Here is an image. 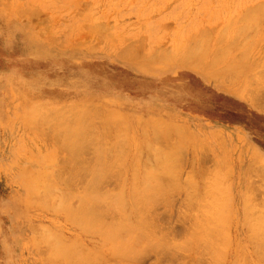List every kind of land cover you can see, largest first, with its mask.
<instances>
[{
    "label": "rangeland",
    "instance_id": "obj_1",
    "mask_svg": "<svg viewBox=\"0 0 264 264\" xmlns=\"http://www.w3.org/2000/svg\"><path fill=\"white\" fill-rule=\"evenodd\" d=\"M262 86L264 88V0H0V264H62V261L57 259L60 254L56 251L57 248L60 251L62 247L71 249L70 251L63 250V254L67 251L63 257L65 259L67 255L68 260H66L67 258L63 260L62 256L59 257V259L62 257L63 264L67 261L71 264L70 261H74V259L80 264H196L200 262L201 256L198 258L197 254L202 248L207 255L214 249H218L219 253L225 250L224 255L217 252L218 254L215 253L213 256L215 260L220 258L219 255L222 256L223 262L218 261V263L222 262L221 264H238L241 259L242 261L247 260L245 264H264V261L259 259L260 256H264V242L261 245L256 241L259 243L254 244L257 247L252 243V238L263 239L259 236L262 233L256 231L258 227L259 230L262 229L259 224L264 225V95H261L260 90ZM256 98L260 103L256 101ZM97 107L102 110L100 108L96 110ZM79 109L81 111L85 109L90 113L85 110L81 113ZM69 110L78 112L68 115ZM56 112L57 115L62 114L63 117H56ZM90 114L94 115L91 117ZM66 115L69 119L64 118ZM107 115L112 117L108 118ZM114 115L117 118L113 117ZM85 116L87 121L84 119ZM51 117L53 118L50 119ZM119 119H122V122ZM52 121L53 123H51ZM75 121L81 125L76 124ZM91 121L94 123L92 124ZM101 121L102 123L99 125ZM42 122L47 123L45 125L47 128ZM58 122L66 127L62 126L64 130L72 122V126L75 128L69 126V130H72L73 133L78 130L81 132H79L80 135L86 134V132L90 134L92 130L90 136L87 134L89 136L87 140L94 142H83L84 135H79L81 138L77 140L66 139L65 131L61 130ZM88 122H91V129ZM118 122L121 131L124 130L120 136L123 135L127 140L126 146L129 147L128 154L125 153L126 156L123 154L124 146H121L124 147L123 149L117 148L119 145L115 146L116 139H119L121 143L122 140L125 142L124 138L118 137L119 135L115 136L116 132H121L117 128ZM82 125L83 127L88 126L89 129H83ZM157 126H160V129ZM95 127L98 128L97 130L100 128L102 134L97 133L99 132L97 130L96 133H93ZM54 129L56 132L60 130L59 135L54 132ZM114 129L118 130L114 131ZM155 129L156 135L154 134ZM162 130H164L163 134L157 132ZM65 134V136L69 134L67 130ZM108 135L113 141H111L112 144L108 143L107 149L115 148V151L109 150L111 155L106 150L107 145L105 143L102 145L101 141L98 142L101 139L102 143L106 141L103 138H108ZM54 136L60 139L57 144L62 143V147L56 144L57 139L54 138L53 141ZM78 140L82 141L79 143H82L84 147L81 148ZM69 141H71L70 144ZM109 141L107 140V142ZM64 144L70 145V147H65ZM179 146L180 149H183L181 152L180 149L178 150L182 154L181 156L175 150ZM58 148L60 152L62 148H70L68 151L65 149L66 154L63 153L67 157L60 154ZM71 148L78 153L82 149L84 153L80 154V152L78 156H85L86 159L83 157L73 158ZM93 149L96 150L91 154ZM117 149L123 150L122 153L119 152L121 156ZM101 150L103 154L107 152L108 155L105 153L106 157H103ZM96 151L101 158L96 159L97 155L93 159L90 158V155L94 156V153H97ZM165 151H170L169 153L177 151L180 156L179 162L175 159H172V161L174 160L172 162L171 154L170 156L166 155L169 156L171 165L168 163L165 166L163 158ZM172 154L177 158L175 152ZM109 155L111 156L110 160L108 159ZM61 156H63L62 159L64 158L63 162H61ZM114 156L124 158L123 165L121 164L123 159L117 161V164L119 162L122 165L121 169L123 167V178L118 174L119 172L111 168L116 160ZM70 158L72 161L80 160L78 162L83 166L74 163L77 166H72L73 168L69 169L71 165H74L69 160ZM111 158H113L112 161ZM67 159L72 164L67 162L70 165L67 164L69 166L67 167L65 162L68 169H64L66 168L64 161ZM83 159L84 161H82ZM100 159L110 165L109 175H113V171L116 172L114 177L106 174L105 170L109 167L104 170L105 167L99 168L97 163H94V160L99 164L102 163ZM157 159H160L159 164ZM54 161H57L56 166ZM161 162L164 165H162V169L159 168ZM167 162L168 160L165 161V163ZM58 163L60 164L58 170L62 169V173L57 170ZM108 164L103 165L107 167ZM90 165L96 171L95 174L99 170L102 171L100 174L104 175L105 172V175L110 178H108V182L110 180L112 182H109L110 184L107 182L108 186H106L103 185L106 178L102 180L98 177L97 179L92 178V170L90 175L86 174L89 173H85L88 170L86 168H90ZM173 167L178 168H175L176 173L174 169L171 171ZM49 168L50 171L52 170V174L45 172L48 177H54L53 170L56 169L58 173L55 170L56 174H54L61 173L58 177L62 180L65 179L64 182L62 183V180L59 182L56 176L50 178V180H54L50 182L48 177L43 175L45 174L43 171H48ZM119 168L120 165L114 169L119 171ZM148 168L152 171H148V176H146L144 170ZM168 168L177 174L174 176L178 184H175V181L172 182L173 177L169 178L174 173L168 176L167 172H163V170L169 172ZM154 169H158V171ZM78 170L89 176L83 173L84 180L76 182L80 179L76 180V176L73 175H77ZM63 173L67 179L68 176L70 179V175L73 173L74 180H72L73 178L67 180ZM157 175L159 176L153 177ZM94 177L96 176L94 175ZM149 177L152 179L149 180ZM162 177L163 180L169 179L167 181L171 183L165 184L166 181H163ZM157 179L161 181H157ZM143 180L146 181L145 188L142 184ZM147 182L149 183L147 184ZM156 182L160 185L163 184L157 186ZM45 183L51 189L45 190L48 187L46 186L44 189ZM172 183L174 185L170 187ZM115 184L118 189L124 188V191L120 189L122 194L118 192L116 195L118 191L116 187L114 194L113 185ZM133 185L136 186L132 188ZM147 185L150 187L148 188ZM69 186H73L74 189ZM78 186L86 187L87 190L90 187L93 190L91 192L96 190L101 195L106 191L104 188H108L106 192L110 190L109 193L114 194L115 199L112 196L110 198L109 193L105 194L106 196L109 194L106 198L109 201L114 200V202L117 200L116 205L111 203L112 207L114 206L111 210L114 211H112L111 220L109 219L110 223L105 220L109 217L108 212L101 215L102 220L99 224L101 230L98 228L99 225L94 224V226L91 223V227L94 226L98 237L92 232L93 229L90 230L91 236L89 235L91 224L85 225L87 222L80 217H76V219L82 222L76 221L75 223L80 226H75L73 223L75 220H72L75 216L71 215L73 212L66 213L70 203L68 207L65 205L67 209L63 207L64 211L60 206L62 207L65 202L62 200L63 203L59 204L60 202L56 201L59 200L56 195H60L59 197L62 199L61 194H65V196L67 194L66 197L69 199L68 194H70L71 198L74 197L73 195L78 196L77 199L73 198L78 202V193L82 190V187ZM174 186L176 187L175 191ZM141 187L148 194L147 199L141 197L143 193ZM86 188H83L85 192L82 191V194L87 193ZM131 188L138 189V192L135 190L137 195L139 194L138 197L135 195L136 199L130 196V191L134 193ZM41 190L47 196L41 194L42 198L38 197ZM53 190L55 193L51 194ZM43 191L41 192L43 193ZM120 195L124 196V199L118 201L119 198L122 199ZM48 196H52L51 198L56 196L51 200L56 199L59 209L50 207L48 201L45 200V197ZM81 197L84 198V195ZM39 198L42 202L44 201V205ZM112 198L113 200H111ZM64 200L66 201V199ZM154 200H160V205L163 202V205L171 204V208L166 210L168 208L165 207L166 205L164 208H159L154 212L159 217L156 214H149L153 209L155 211L151 204L148 207L149 203ZM190 200L197 201V205L193 204V207L196 205L195 209L198 204L206 205L207 208L203 209V207L202 211L205 210V217L208 215V219L210 218L209 224L206 221L208 219L203 218L204 214L199 212L201 206L197 212L190 209V206L193 208L189 203ZM53 202L50 201L51 206L54 204ZM70 202L72 204L73 200ZM133 202L139 204L138 210L142 208L144 209L142 211L147 214L144 215V212L138 211L135 208L137 205ZM66 203L68 204V202ZM77 204L73 205L77 206ZM120 206H122L121 209ZM71 207L69 211H71ZM112 207L110 206V208ZM118 208L119 210H117ZM149 208L152 209L150 212ZM135 213H138V216ZM180 214L185 219L181 218L185 223H193L198 220L196 223L199 224L200 217L206 220L199 224L202 227L193 224L196 226L195 229L191 223H189L191 225L182 224L180 216L178 217ZM190 214L193 217L188 216ZM70 215L72 216L69 217L72 218L71 221L68 218ZM113 216L115 218H112ZM135 216L137 220H135ZM152 216L157 218V221L154 218L156 222L152 224L156 226L155 223H160L162 226L159 224L158 228L149 226V222L153 221ZM127 218L129 221L131 220V223ZM146 218L148 221L151 218L152 221L148 222ZM113 219H116L115 225ZM260 219H263L262 223ZM132 221L137 224V229L143 230L146 225V230L140 231L145 235L148 234L146 235L148 237H152V235L158 237L160 240L158 238L156 240L162 243H158L156 240L158 244L149 243L153 239H145L146 236H142L141 233L135 236V233L138 234L139 231L135 232L134 228H131ZM112 222L114 232L117 229L119 232L111 237L110 233L112 232L108 233L110 230H108V226L111 227ZM138 222L146 224L139 227ZM128 223H130V227ZM215 223L218 227L214 225ZM183 226L186 228L191 226L195 229L192 232L198 233V235L204 229V233L214 232L213 235L216 238L217 236L222 238L218 237L220 239L217 240L218 238L216 239L212 234L210 236L209 233H207L209 235L205 233L209 239L211 238L210 240L213 239L210 241L207 237L203 238V232H200L202 234L198 237L202 238L201 240L206 239L210 242L217 240L214 241L217 243L216 245H214L215 243L210 244V242L204 243L193 237L192 228H189L190 233L187 232L188 235H191L185 234L184 236L186 231H183L185 229ZM262 227L264 228V226ZM218 228L220 230L222 228L223 232L219 230L216 233ZM158 229L164 231L163 236L165 237H162V233ZM99 231L105 233L106 236L102 235L103 239H108L105 244V239L102 240L99 237V235L101 236ZM253 231L258 233L257 238H255L256 234H254L255 237L251 235ZM153 232L154 234H152ZM181 232L182 234H180ZM124 234H127L126 237ZM48 235L53 239L48 238ZM40 236H46L51 240L49 242L45 237L46 241L44 242V238L41 237V240ZM55 236L60 239L58 240L62 245L58 243ZM127 236L129 242L126 239ZM138 236L145 239L143 243L146 242L148 249L150 245V248H153L146 249V245L144 244V246L142 241L136 238ZM195 236L197 235L195 234ZM172 237L174 239L182 238V242L185 240V243L186 240L192 238L191 241L195 242L194 249L190 248L192 246L185 247L183 245L185 251H182V244L181 246L176 245L181 241L177 242V239L173 241ZM110 238L114 240V243L117 240L119 245L113 243L110 245L112 242ZM163 239L164 241H162ZM134 240L141 241V244L137 241L135 244ZM220 240L227 244V248L225 243V245L221 243L222 247L221 244L218 245ZM172 241L176 242L175 247H173ZM127 242L128 244H126ZM187 243L189 244V242ZM54 244L62 247H57ZM153 244L155 248L161 250L155 251ZM204 244L212 245L214 248L208 249L210 246H204ZM126 245L130 246L129 249L137 248L135 252L140 257L136 258L139 260L134 259L136 255L133 257L137 262L131 256H129V258L131 257L129 261H126V256L124 260L122 259L124 256L119 250L121 251L122 247L124 249ZM197 245L200 246V250L198 248L199 253L195 254ZM171 246L175 253L181 255L179 258L176 254L177 257L174 256L175 259H172L175 253L169 252L172 251ZM50 248L59 254L57 258L53 256L54 253L51 255L53 251H49ZM143 249L148 250L146 251L148 255ZM125 250L127 249L125 248ZM257 250H260L263 256L261 254L257 256ZM96 251L99 252L97 255L101 254L100 259L97 258L99 256L95 254ZM48 252L51 253L48 255ZM202 254L200 253V255ZM205 257L200 259L204 258L206 261ZM209 258L213 260L212 257ZM205 261L200 264H205ZM242 261L240 262L242 263ZM210 262H214V260L208 261L206 264H210Z\"/></svg>",
    "mask_w": 264,
    "mask_h": 264
},
{
    "label": "bare ground",
    "instance_id": "obj_2",
    "mask_svg": "<svg viewBox=\"0 0 264 264\" xmlns=\"http://www.w3.org/2000/svg\"><path fill=\"white\" fill-rule=\"evenodd\" d=\"M259 88H260V87H259ZM263 89H264V88H263V86H262V88H260L261 93H262V94H261L262 96L264 95V94H263V93H264V92H263V91H264ZM262 90H263V91H262ZM255 92H256V91H255ZM254 94H255V93H254ZM257 96H258V95H257ZM258 99L260 100V97H259ZM259 100L257 101V98H256V101H257V102H259ZM254 102H255V101H254ZM259 103H260V102H259ZM32 108H34V107H32ZM74 108H76V107H74ZM83 108H84V107H83ZM94 108H96V107H94ZM99 108H100V107H99ZM99 108L97 107L96 110H98ZM29 109H30V108H29ZM37 109H38V108H37ZM76 109H77V108H76ZM85 109H86V108H85ZM85 109H84V110H85ZM87 109H88V108H87ZM100 109H101V108H100ZM38 110H40V109H38ZM79 110H80V109H79ZM84 110H82V111H84ZM94 110H95V109H94ZM101 110H102V109H101ZM71 111H72V110H69V112H68L69 114H68V115H71L72 113L75 112V110H73V112H71ZM80 111H81V110H80ZM82 111H81V113H82ZM85 111H86V110H85ZM43 112H44V111H43ZM43 112H42V115H43ZM48 112H49V111H48ZM58 112H60V111H58ZM70 112H71V113H70ZM76 112H78V111L76 110ZM76 112H75V114H76ZM86 112H89V111H86ZM99 112H100V110H99ZM101 112H102V111H101ZM81 113H80V114H81ZM89 113H90V112H89ZM92 113H93V112H92ZM46 114H47V113H46ZM29 115H30V114H29ZM83 115H84V114H83ZM87 115H88V113H87ZM90 115H91V114H90ZM92 115H94V114H92ZM92 115H91V117H92ZM108 115H109V114H108ZM108 115H107V116H108ZM43 116H44V115H43ZM75 116H76V115H75ZM107 116H106V117H107ZM116 116H117V115H116ZM53 117H55V116H53ZM53 117H51L50 119H52ZM56 117H59V118H60V117H63V115H62V114H58V115H57V112H56ZM65 117H66L67 119H69V117H68L67 115L64 116V118H65ZM101 117H102V116H101ZM110 117H112V116H108V118H110ZM113 117H115V115H114ZM70 118H71V117H70ZM87 118H88V116H87ZM102 118H103V117H102ZM108 118H105V117H104L105 120H108V121H109ZM115 118H117V117H115ZM118 118H120V117H118ZM29 119H30V118H29ZM38 119L41 120L40 118H38ZM38 119H37V122L39 121ZM43 119L45 120V118H43ZM84 119L86 120V116L84 117ZM104 119H102V121H105ZM113 119H114V118H113ZM136 119H137V118H136ZM93 120L95 121L94 117H93ZM119 120H120V119H119ZM138 120H139V119H138ZM143 120H144V119H143ZM41 121H43V120H41ZM53 121H54V120H53ZM53 121H52L51 123H53ZM64 121H65V120H64ZM76 121H77V120H76ZM76 121H75V123H76ZM79 121H80V120H79ZM86 121H87V120H86ZM98 121H99V120H98ZM98 121H97V122H98ZM102 121L99 122V123H100L99 125H101ZM108 121H107V124H109ZM111 121H112V119H111ZM114 121H116V120H114ZM136 121H137V120H136ZM34 122H35V121H34ZM59 122H60V121H59ZM59 122H58V124H60ZM62 122H63V121H62ZM73 122H74V121H73ZM82 122H83V120H82ZM91 122H92V124L94 123L93 121H91ZM91 122H90V123L88 122L89 125H90V129H91ZM120 122H122V119L120 120ZM138 122H139V121H138ZM142 122H143V121H142ZM35 123H36V122H35ZM42 123L44 124V122H42ZM68 123H69V122H68ZM75 123H74V124H75ZM77 123H78L79 125L82 124L81 121H80L81 124H80L79 122H77ZM77 123H76V124H77ZM84 123H85V122H84ZM103 123H106V122H103ZM118 123H119V122H118ZM156 123H157V125H158V121H157ZM48 124H50V123L48 122ZM54 124H56V122H54ZM69 124H70V125H69ZM69 124H68V125L66 124V125H67V129H66V130H67V132L69 133V134H67V136H65V135H66V134H65V133H66V130H64V128L62 127V126H64V125H63V124H62V125L60 124V126H61L60 128H62L61 130H64V131H65V133H64V137H66V139H70V140H71V139H76V140H77V139L81 138L80 136H83V135H84V136L82 137L83 140H82V139H80V140H82V141L85 142V143H86V142L93 141V140H90V141L87 140V139H89V136L91 135L92 130H91V131L89 130V131H90V134H88V133L86 132V134H82V135H80L81 132L79 131V132H80V133H79L78 130L75 131L74 133H73L72 130L70 131V130H69V128H70L69 126H71V128H75V127L72 126V124H73L72 122L69 123ZM76 124H75V125H76ZM143 124H144V122H143ZM31 125H32V124H31ZM45 125H47L46 122H45L44 126H45ZM84 125H85V124H84ZM94 125H97V124H94ZM123 125H124V124H123ZM151 125H152V124H151ZM36 126H37V125H36ZM55 126H56V125H55ZM58 126H59V125H58ZM108 126H109V125H108ZM111 126H112V125H111ZM115 126H116V125H115ZM119 126H120V123L118 124V127H117L118 129L121 128V127L119 128ZM145 126H146V125H145ZM153 126H155V125H153ZM45 127H46V126H45ZM64 127H65V126H64ZM82 127H83V125H82ZM87 127H88V126H85V127H83V129H84V128L89 129V128H87ZM157 127L160 129V126H157ZM46 128H47V127H46ZM46 128H45V129H46ZM55 128H58V127H55ZM65 128H66V127H65ZM104 128H105V127H104ZM112 128H113V127H112ZM122 128H123V127H122ZM148 128H149V126H148ZM151 128L153 129V127H151ZM43 129H44V128H43ZM81 129H82V128H81ZM97 129H98V128L95 127V128H94L95 131L93 130V131H94L93 133H96V130H97ZM105 129H107V128H105ZM118 129H114V131H117ZM124 129H125V128H124ZM161 129H162V128H161ZM46 130H48V129H46ZM57 130H58V129H57ZM121 130H122V129H120V131H121ZM166 130H167V129H166ZM59 131H60V130H58V131L56 132V130L54 129V132H55L56 134H58ZM64 131H62V132H64ZM87 131H88V130H87ZM97 131H99V132H97V133H99V134L101 133V134H102L100 128H99V130H97ZM123 131H124V130H123ZM123 131H121L120 133H119V132H118V133L116 132V135H115V136H118V135H119L118 137H120V138L122 137V139H123V138H124L123 135L120 136V134H122ZM155 131H156V129L154 130V134H155ZM163 131H164V130H162V131H157V132H161L160 134H163ZM49 132H50V131H49ZM77 132H78L79 134H78ZM82 132H83V131H82ZM45 133H46V132H45ZM51 133H52V132H51ZM60 133H61V132H60ZM48 134H49V133H48ZM87 134H88L89 136H88ZM99 134H98V135H99ZM58 135H59V134H58ZM68 135H69V136H68ZM79 135H80V136H79ZM155 135H156V134H155ZM158 135H159V134H158ZM158 135H157V136H158ZM61 136H62V135H61ZM85 136H86V137H85ZM102 136H103V135H102ZM159 136H160V135H159ZM107 137H108V138H106V137L103 138V139L106 140V141H104L103 143H102V141H103L102 139L98 141V142L101 141V144H102V145H103L104 143L107 145V146H106V150H108V149H107L108 145H109V144H112L111 141H113V139L110 140L109 135H108ZM118 137H116V138H118ZM54 138H55V136L52 138L53 141H54ZM84 138H85V141H84ZM116 138H115V139H116ZM55 139H57V140H56V144H57V141H58V140L60 141V139H58V138H55ZM91 139H92V138H91ZM80 140H78V143H79V142H82V141H80ZM94 140H95V138H94ZM107 140H108V141L110 140V141L107 142ZM124 140H125V138H124ZM59 141H58V142H59ZM115 141H117V142H115V143H117V144H115V146H118V145H119L117 148H119V147H121V146H124V147L126 148V149H125L124 147H121L122 149L124 148V149H123V150H124L123 154L126 156L125 153L128 154L127 151L129 150V147L126 146V145H127V142H126L127 140H125V142L122 140V143H123V144L121 143V141L119 142V139H116ZM70 142H71V141H69V144H70ZM93 142H94V141H93ZM96 142H97V141H96ZM98 142H97V143H98ZM106 142H107V143H106ZM110 142H111V143H110ZM65 143H66V142H65ZM91 143H92V142H91ZM108 143H109V144H108ZM125 143H126V144H125ZM128 143H129V142H128ZM61 144H62V143H61ZM61 144H60V145L57 144V145L61 146ZM66 144H67V143H66ZM79 144L81 145V148L84 147V146H82V143H79ZM83 144H84V143H83ZM93 144H95V143H93ZM93 144H92V145H93ZM178 144H179V142H178ZM64 145H65V144H64ZM84 145H86V144H84ZM90 145H91V144H90ZM179 145H180V144H179ZM62 146H63V144H62ZM62 146H61V147H62ZM66 146L70 147V145H65V147H66ZM68 147H67V148H68ZM93 147H95V146H93ZM127 147H128V149H127ZM59 148H60V147H59ZM59 148H58V152H60V151H59V150H60ZM67 148H64V149L62 148V149H61V150H62V151H61L62 153L60 152V154H62L63 156H65L64 154H66V152L70 149V148H69V149H67ZM77 148H78V147H77ZM87 148H88V147H87ZM103 148H104V146H103ZM110 148H111V147H110ZM176 148H177V149H175V150L178 151V150L180 149V146H179V147H176ZM65 149L67 150L66 152H64ZM88 149H89V148H88ZM111 149L114 150L115 148H111ZM111 149H109V150L111 151ZM122 149H121V150L117 149V150H118L117 152L119 153V152L121 151V153H122V151H123ZM71 150H72L71 152H72V154H73V158H74V157H81V158L83 157L82 155H81V156H78V155L82 154V152H83L82 149H80V151H79V153L81 152L80 154L78 153V151L74 150L73 148H71ZM78 150H79V149H78ZM90 150H91V149H90ZM90 150H88V151H90ZM95 150H96V149H95ZM95 150L93 149L92 152H91V154H93V152H94ZM109 150H108V151H109ZM181 150L183 151L182 148H181L179 151L181 152ZM110 151H109V154L111 155V152H110ZM114 151H115V150H114ZM177 151H174L175 154H177ZM179 151H178V153H179V155L181 156L182 154H180ZM96 152H97V151H96ZM112 152H113V151H112ZM169 152H170V151H165L166 154L163 152V158H164V165H165V166L168 165V163H170V159H169L170 154H171V156H172L171 161H172V159H175V161L177 160V162H179L178 160H180V159H179L180 156H179L178 154L176 155L177 158H178V159H177V158L172 154V153H174V152H171V153H169ZM63 153H64V154H63ZM68 153H69V152H68ZM83 153H84V152H83ZM101 153H102V150H101ZM105 153H107V152H104V154L102 153V156H103V157H106V156H105ZM167 153H169V154H167ZM114 154H115V153H114ZM83 155H85V154H83ZM88 155H90V153H88ZM95 155H97V157H95ZM100 155H101V154H100ZM106 155H108V153H107ZM110 155L108 156V159H109V160H110V157H111ZM119 155H120V153H119ZM166 155H169V156H166ZM63 156L60 157L61 160H62L61 162H63V159H64V158L62 159ZM120 156H121V155H120ZM65 157H67V155H66ZM93 157H95L96 159L99 158V157L101 158V156H99V153H98V152H97L96 154L94 153V156L90 155V158L93 159ZM103 157H102V158H103ZM114 157H115V156H114ZM114 157H113V158H114ZM83 158H85V156H84ZM113 158H111V161H112ZM158 158H159V157H158ZM166 158H167V160H168L167 163H165V161H167V160H165ZM85 159H86V158H85ZM104 159H105V158H104ZM114 159H116V160H114V164H112V167H111V168H112L113 170H116L117 172H119L118 174H120V176H121V175H122V172H123V171H122V170H123V167H122V169H121V166L124 164V158H117V157H115ZM120 159H123V163H121V164H122V165H121V164L118 162V164L120 165V168H119L120 170L118 171V169H114V168L119 167V165L117 164V161H120ZM69 160H71V158H70ZM98 160H99V159H98ZM100 160H101V162H102V159H100ZM57 161H58V160H57ZM57 161H56V162L54 161V162H55V163H54L55 166H56ZM71 161H72V160H71ZM78 161H80V160H78ZM78 161H74V160H73L72 162H73V164H74V163H79ZM82 161H84V159H83ZM115 161H116V164H115ZM121 161H122V160H121ZM158 161H160V159H159V160L157 159V163L159 164L160 162H158ZM161 161H162V156H161ZM58 162L60 163V161H58ZM65 162H66V165H67L68 163H70V165L72 164V163L69 162L68 159H67L66 161H64V166H65V167H66ZM67 162H68V163H67ZM172 162H174V160H173ZM59 163H58V164H59ZM81 163H82V162H81ZM85 163H86V162H85ZM94 163H95V164L97 163V166H99V168H103V167H105V168H103L104 170L110 166V165L108 164V162H106V163L108 164L107 167L105 166V165H106L105 162L100 163V164H101V165H100L96 160H94ZM103 164H105V165H103ZM61 165H62V163H61ZM68 165H69V164H68ZM68 165H67V167L70 166V165H69V166H68ZM75 165H76V164L71 165V166L69 167V169L75 167ZM79 165H80L81 167L83 166V165H81L80 163H79ZM113 165H114V167H113ZM117 165H118V166H117ZM162 165H163V162H161V165L159 166V168H161ZM164 165H163V166H164ZM170 165H171V163H170ZM64 166H61V168H64ZM72 166H73V167H72ZM76 166H77V165H76ZM85 166H87V165H85ZM88 166H89V165H88ZM67 167L64 168V169H68ZM170 167H171V166H170ZM55 168H56V167H55ZM55 168H54V169H55ZM58 168H60V164H59V166L57 167V170H58ZM90 168H91V169H90ZM90 168H86V169H88L89 171L87 170V171H85V173H86V172H89V173H86V174H89V175H90V171L92 170V171H91V177L94 178V179H95V178L97 179V177H98V178L101 179V180H102L103 178H106V180L104 179V183H103V185H104V184L106 185V183L108 182V178H109L108 175L110 174V173L108 172V170H110V167H109V169H106V170H105V171H106V174H108L107 176L105 175V172H104V175H103V174H100V172L102 173V171H100L99 169H98L99 172H97V173L95 174L94 172H96V171L93 170V169H94L93 166L90 165ZM92 168H93V169H92ZM162 168H163V167H162ZM162 168H161V169H162ZM175 168H177V167H175ZM175 168L173 167L172 170H171V168H170V170H171V171H174ZM47 169H48V168H47ZM82 169H83V168H82ZM112 169H111V170H112ZM173 169H174V170H173ZM177 169H178V168H177ZM45 170H46V169H45ZM55 170H56V169H55ZM55 170H53V171H54V172H53V175H54V177L56 176V177L58 178L59 182H60L62 179H59L58 176H59V174H61V173L63 172V170H62V169H61V170H58V172L60 171L61 173H59V174H57V175H55V174H56V173H55ZM57 170H56V172H57ZM154 170H155V169H154ZM154 170H153V171H154ZM159 170H160V169H159ZM164 170H165V168H164ZM164 170H163V172H165V173L167 172L168 176H169L171 173H174V172H171V171L169 170V168H168L169 172H168V171H164ZM144 171L146 172V176H148L147 172H148V171H149V172L152 171V169L148 168V169H145ZM155 171H158V169H156ZM176 171H177V170H175V173H176ZM43 172H44V173L46 172L47 174H48V172H50V173L52 174V170L50 171V168H49L48 171H43ZM58 172H57V173H58ZM80 172H81V170H78V172L76 173L77 175H73V173H75V172L72 173V175H73L74 177L76 176V177H75L76 180L80 179V180H78V181H76V182L82 181V179L84 180V178H83V177H84V176H83V173H84V172H81L82 174H81ZM92 172L94 173V175H95L96 177H94V175H92V174H93ZM46 173L43 174V175H46ZM50 173H49V174H50ZM54 173H55V174H54ZM69 173H70V172H69ZM85 173H84V175H86ZM98 173H99V174H98ZM175 173H174L173 175L169 176V178H170V177H173L172 182L175 181L174 183L176 184L177 181L175 180V179H176L175 176H177V174H175ZM63 174H64V173H63ZM63 174H62V175H63ZM70 174H71V173H70ZM78 174H79V175H78ZM112 174L115 175L116 172L113 171ZM118 174H117V175H118ZM143 174H144V173H143ZM163 174H164V173H163ZM38 175H39V174H38ZM67 175H69V174H67ZM72 175H70V177H71L70 179L73 178L72 180H74V177H72ZM80 175H81V176H80ZM89 175H86V176H89ZM99 175H100V176H99ZM113 175H109V176H113ZM174 175H175V176H174ZM46 176H47V175H46ZM50 176H51V175H50ZM101 176H102V177H101ZM103 176H104V177H103ZM118 176H119V175H118ZM118 176H116V177H118ZM120 176H119V177H120ZM144 176H145V175H143V177H144ZM150 176H151V175H150ZM158 176H159V175H157V176H153V177L155 178V177H158ZM47 177H48V176H47ZM54 177L51 176V177H48V179L50 180V178H54ZM66 177H67V176L64 174V178H66ZM113 177H114V176H113ZM174 177H175V178H174ZM92 178H91V179H92ZM121 178H123V175H122ZM150 178H151V177H149V180H150ZM154 178H153V179H154ZM167 178H168V177H167ZM36 179H37V178H36ZM46 179H47V178H46ZM66 179H67V178H66ZM70 179H69V176H68V179H67V180H70ZM109 179H110V178H109ZM144 179H145V177H144ZM151 179H152V178H151ZM159 179H160V178H159ZM159 179H157V181H158ZM171 179H172V178H171ZM58 180L56 179V181H58ZM64 180H65V179H64ZM64 180H62V183L64 182ZM145 180H146V179H145ZM145 180L142 181V184L144 185V188L146 187V185H145V182H146V181H145ZM147 180H148V179H147ZM162 180H163V177H162ZM167 180H169V179H167ZM167 180H163V181H166L165 184H167L168 182L171 183L170 181H167ZM53 181H54V180H53ZM53 181H52V179L50 180V182H53ZM105 181H106V182H105ZM155 181H156V180H155ZM159 181H161V180H159ZM22 182L24 183V181H22ZM84 182H85V181H84ZM109 182H112V180H110ZM109 182H108V183H109ZM96 183L98 184V182H96ZM108 183H107V184H108ZM113 183H116V182H113ZM113 183H112V184H113ZM148 183H149V182H147V184H148ZM156 183H157V182H156ZM160 183H161V182H160ZM45 184H46V183H45ZM53 184H54V183H53ZM77 184H78V183H77ZM80 184L82 185L81 182H80ZM109 184H110V183H109ZM162 184H163V183H162ZM162 184L160 185L159 183H157L156 185H157V186H158V185H159V186H162ZM165 184H164V185H165ZM177 184H178V183H177ZM54 185H55V184H54ZM75 185H76V184H75ZM78 185H79V184H78ZM171 185H172V186H171ZM173 185H174L173 183L170 184V187H173ZM46 186H48V187L45 189ZM73 186H74V185H73ZM73 186H72V187H73ZM83 186H84V184H83ZM83 186H78V187H80V188L82 187V188H81V189H82L81 192L78 193V194H79L78 202H77V200L74 201V199H77V197H78V196L76 197V195H73V196L75 197V198L73 197V198H74V199H73V198H71L72 196H71L70 194H68V197H69V199H71V200L67 199V197H66L67 194H66V196H65V194H63L64 196L61 194L62 199H61V197H59L60 195H59V196L56 195L57 197H56V196H55V197H56L57 199H59V200H56V199H55V200H56V201H59V202H60L59 204L63 203V202H61L62 200L65 202V203H63L64 205L62 204V207L60 206V208L63 209V210L65 211V209H64L63 207L66 208L65 205H67V207H68V206H69V203H70V206H72V207H71V211H69V210H70V206H69L68 210H66V211H67L66 213H69V214H70V213L73 212V214H75V215L71 214L72 216H75V217H73V219L71 218L72 220H75V221H73L74 224L76 223V221L79 222V223L82 222V221H79V219H76V217H77V218L80 217V218L84 219V220L87 222V224H85V225L89 226L88 223H89V224L92 223L93 225L95 224V225L98 226V225L100 224L101 220H102V216H101V215H102L103 213L106 214L107 212L109 213V214H108L109 217H108V219H105V220H108V221H109V219L111 220V214H113L112 211H114V210H111V209H113V207H114V206L112 207V204L116 205V202H117V200H115V202H114V200H113V198H114L113 195L115 194V192H116L115 189L117 188L116 184L113 185V186H114V194H113V195H111V193H109L110 190H109L108 192H106L108 188H104V190L106 189V191L103 190L105 193L103 192L104 194L101 195V194L98 193L96 190H95L96 192H95V191H94V192H91V191H93L92 188L90 189V187H89L90 190H89V189L87 190V188H86V187H83ZM93 186H94V185H93ZM98 186H99V184H98ZM106 186H108V185H106ZM134 186H136V185H133L132 188H134ZM137 186H138V185H137ZM176 186H177V185H176ZM43 187H44L45 190H47V189H51V188H49V185H48V184L44 185ZM51 187H52V185H51ZM59 187H60V186H59ZM64 187H65V186H64ZM67 187H68V186H67ZM70 187H71V186H69V188H70ZM72 187H71V188H72ZM115 187H116V188H115ZM139 187H140V186H139ZM147 187L149 188L150 186L147 185ZM83 188H86V192H87L88 194H87V193H86V194H82V191L85 192V189H83ZM101 188H102V186H101ZM132 188H131V189H132ZM135 188H136V187H135ZM137 188H138V187H137ZM144 188H143V189H144ZM175 188H176V187L174 186V191L176 190ZM73 189H74V187H73ZM73 189H72V190H73ZM75 189H76V188H75ZM102 189H103V188H102ZM117 189H118V188H117ZM120 189H121V191H124V188H119L118 191L116 192V195H117L118 192H119V194H122V192L120 193ZM140 189L143 191L142 187H141ZM146 189H147V188H146ZM177 189H178V186H177ZM132 190L134 191V193H136V192H135L136 189H132ZM150 190H152V189H150ZM41 191H43V190H41ZM41 191L39 192L40 194L38 195V197H41V198H42V195H43V196H44V195L47 196V195L44 193V191H43V193H42ZM53 191H54V190H53ZM53 191L51 192V194L55 193V191H54V192H53ZM79 191H80V190H79ZM88 191H90V192H88ZM98 191L101 192L100 190H98ZM136 191L138 192V189H137ZM139 191H140V190H139ZM147 191L149 192V190H147ZM152 191H154V190H152ZM152 191H150V192L152 193ZM163 191H164V190H163ZM45 192H46V191H45ZM47 192H48V191H47ZM131 192H132V191H130V194H131L130 196H131V198L134 197V198L136 199V198L138 197L139 194L137 195V193L134 194V193H131ZM101 193H102V192H101ZM106 193H109V194H110V198H111V196L113 197V198L111 199V200H113V201H109V199L106 198V197L109 195V194H107V196H106V195H105ZM167 193H170V194H171V192H168V191H167ZM41 194H42V195H41ZM51 194H50V195H51ZM119 194H118V195H119ZM132 194H133L134 196H133ZM154 194H155V192H154ZM54 195H55V194H54ZM69 195H70V196H69ZM83 195H84V198H83V197L80 198V196H83ZM104 195H105V196H104ZM135 195H137V197H135ZM168 195H169V194H168ZM161 196H162V195H161ZM51 197H52V196L45 197V200L48 201V203H49V205H50V207H51L52 209H53V208H54V209H59V208H58V205H59V204L57 205L58 202L56 203L55 200H51V199H53V198H55V197H54V196H53V198H51ZM63 197H64V198H63ZM118 197H119V196H118ZM120 197H121L122 199L119 198L118 201L124 199V196L122 197V195H120ZM125 197H126V196H125ZM128 197H129V196H128ZM141 197H142V198H146V199L148 198V194L146 193V191H145V192L143 191ZM46 198H47V199H46ZM82 198H83V199H82ZM116 198H117V197H116ZM154 198H155V197H154ZM157 198H158V197H157ZM39 199H40V198H39ZM64 199H66V201H65ZM79 199H80V200H79ZM114 199H115V198H114ZM117 199H118V198H117ZM146 199H143V200H146ZM40 200H41V199H40ZM72 200H73V202H72V204H71L70 201H72ZM81 200H82V202H81ZM137 200H141V199H137ZM148 200H149V199H148ZM150 200H152V199H150ZM155 200H156V199H155ZM155 200H154V202L157 203V201H158V204H156V203H154V202L151 201V203H149V206H148V207H150V204H151V207H152V208H155V211H154V209L152 210L151 208H149V212H150V210H152V212L149 213L148 210H147V212H148L149 214L152 213V215H155V214H156V216L159 217V216L157 215V213H154V212H156L159 208H162V207L164 208V205H166V204L163 205V203H164V202H163L162 205H160V204H161V203H160L161 201H160V200L155 201ZM165 200H166V198H165ZM29 201H30V200H29ZM38 201H39V200H38ZM50 201H51V202L54 201L53 203H54V204L56 203V205H54V204L52 203L53 205L51 206ZM108 201H109V202H108ZM159 201H160V202H159ZM41 202H42V200H41ZM43 202H44V201H43ZM43 202H42V204L44 205L45 203H43ZM66 202H68V204H67ZM74 202H75L76 204L78 203L77 206L73 205V204H75ZM80 202H81V203H80ZM188 202H189V201H188ZM193 202H194V201H193ZM193 202H192L191 200H190V202H189L190 205H192V207H193V204H196L197 201L194 202V203H193ZM108 203H109L110 205H109ZM111 203H112V204H111ZM118 203H119V202H118ZM118 203H117V205H118ZM120 203H121V202H120ZM133 203L135 204L136 202H133ZM152 203H153V206H152ZM165 203H167V202H165ZM168 203H169V202H168ZM46 205H47V204H46ZM49 205H48V206H49ZM135 205H137V206H135V208H137V210H138V209H139V207H138L139 204H135ZM141 205H142V203H141ZM141 205H140V207L144 206V204H143L142 206H141ZM154 205H155V206H154ZM157 205H158V207H156ZM159 205H160V206H159ZM196 205H197V204H196ZM196 205H194L193 208H191V206H190V209H191V210H194V211L197 212V209L199 208V206H201V204H200V205L198 204L197 209H195V208H196ZM74 206H75V208H74ZM79 206H80V207H79ZM108 206H109V207H108ZM110 206H111L112 208H110ZM145 206H146V205H145ZM78 207H79V208H78ZM121 207H122V206H120L119 208L121 209ZM165 207H168V208L166 209V210H168L169 207L171 208V204H170L169 206L166 205ZM203 207H204V208H203ZM72 208H73L74 210H75V209H76V210H75V211H74V210L72 211ZM119 208H118L117 210H119ZM156 208H157V209H156ZM202 208L205 209V208H207V207H206V205L202 204L201 209H200V210L198 209L199 212H200V214H202V213L204 214V211H205V210L202 211ZM212 208H214V207H212ZM61 209H60V211H61ZM66 209H67V208H66ZM107 209H108L109 211H108ZM190 209H189V210H190ZM209 209H210V208H209ZM142 210H144V209L141 208V209L138 210V211H140V212L142 213V212H144V211H142ZM68 211H69V212H68ZM110 211H111V212H110ZM115 211H116V210H115ZM122 211L124 212V210H122ZM201 211H202V212H201ZM116 212H117V211H116ZM199 212H198V214H199ZM209 212H210V211H209ZM213 212H214V209H213ZM59 213H60V212H59ZM145 213H146V212H144V215H145ZM167 213H168V211H167ZM135 214H136V213H135ZM146 214H147V213H146ZM158 214H159V213H158ZM168 214H169V213H168ZM194 214H195V213H194ZM194 214H193V215H194ZM196 214H197V213H196ZM66 215H68V214H66ZM71 215L68 216V218H69V217H72ZM120 215H121V214H120ZM136 215L138 216V213H137ZM141 215H143V214H141ZM144 215H143L142 217H144ZM122 216L125 217V218L127 217L126 215H125V216L122 215ZM156 216H155L154 218H155L156 221H157ZM179 216H180V217H179ZM188 216H191V214L188 215ZM103 217H104V216H103ZM135 217H136V216H135ZM139 217H140V215H139ZM139 217H138V218H139ZM178 217H179L180 221L182 220L181 223L185 220V219L181 216V214L178 215ZM191 217H193V216H191ZM202 217H203V215H202ZM210 217H211V216H210ZM104 218H105V217H104ZM112 218H115V217L113 216ZM154 218H153V216H152L153 221L151 220V218H149V221L151 220L152 222H149V221H148V218H146V220L150 223V225L148 224L149 226H154V225L152 224V223L156 222V221H154V220H155ZM181 218H183L184 220L181 219ZM189 218H190V217H189ZM203 218H207V219H208V215L205 217V214H204V217H203ZM219 218H220V217H219ZM259 218H260V217H259ZM259 218H258L257 222L259 221ZM71 219L69 218L70 221H71ZM127 219H128V218H127ZM127 219H125L126 222L129 221V219H128V221H127ZM140 219H143V218H140ZM209 219H210V218H209ZM209 219H208V220H206V219H201V217H200V219H199V224H201V222H203V221H205V220L208 221V224H209ZM67 220H68V219H67ZM84 220H83V221H84ZM113 220H114V222L116 221V219H113ZM135 220H137V217H136ZM191 220H192V219H191ZM193 220H194V219H193ZM193 220H192V221H193ZM200 220H201V221H200ZM211 220H212V219H211ZM261 220H263V219H260V222H261ZM108 221H107V222H108ZM125 221H124V222H125ZM130 221H131V220H130ZM130 221H129V222H130ZM189 221H190V220H189ZM197 221H198V220H197ZM197 221H193V223H192V222H186V223H187L188 225H191V224H192L193 228H195V227H196L195 225L198 224V223H196ZM107 222H106V223H107ZM126 222H125V223H126ZM132 222H133V221H132ZM158 222H159V221H158ZM160 222H161V221H160ZM162 222H163V221H162ZM194 222H195V223H194ZM213 222H214V221H213ZM257 222H256V223H257ZM79 223H77V224H79ZM109 223H110V221H109ZM125 223H124V224H125ZM130 223H131V222H130ZM130 223H128V224H129V227H130ZM138 223H139V222H138ZM186 223L183 222L182 224H186ZM189 223H191V224H189ZM210 223H211V222H210ZM261 223H262V222H261ZM92 224L89 226V232H88L89 235L91 234V232H90L91 229H93L92 232H94V234L97 233V231L94 230V226H95V225H94L93 227H91ZM115 224H116V222L114 223V225H115ZM124 224H123V225H124ZM128 224H127V225H128ZM144 224H146V223H145V222H144L143 224H142V223H139V227H141L140 225H144ZM158 224L160 225V223H158ZM158 224L155 223L156 226H154V227H155V228H156V227L158 228V227H159ZM193 224H195V225H193ZM199 224H198V226H199V227H202V226H200ZM228 224H229V223H228ZM81 225H82V224H81ZM85 225H84V226H85ZM111 225H112L111 227H109L110 225L108 226V230L110 229L108 233L112 232V233H110V234H111V237H112L113 235H116V233H118L119 230L117 229V230H115V232H114V228H113L114 225H113V222H112ZM133 225H134V227H133ZM148 225H147V226H148ZM214 225H216V223H215ZM225 225H226V224H225ZM75 226H80V225H76V224H75ZM87 226H85V227H87ZM97 226H96V227H97ZM124 226H126V225H124ZM160 226H162V224H161ZM198 226H197V228H198ZM205 226H207V225H205ZM255 226H256V225H255ZM257 226H258V225H257ZM259 226H260V228H262L263 230H262V229L259 230V227H258V228H257V231H256V230H255V231H256V232L259 231V233H262V234L259 235V236H260L261 238L264 239V237H263V236H264V228L262 227V226H264V225L261 226V225L259 224ZM90 227H91V228H90ZM99 227H100V225L98 226V228H99ZM135 227H136V228H135ZM137 227H138L137 224H134V222H133V224L131 225V228H134L135 232L139 231V232H137L138 234L135 233V236H136V235H139V233H141L142 236L144 235V237H145L146 235H148V234L145 235V233L143 234V233L141 232V231H144L146 225H145L144 229L142 228L143 230H141V228H138V229H137ZM154 227H153V229H155ZM183 227H185V226H183ZM188 227H189V226H188ZM207 227H208V226H207ZM207 227H205L206 230H207ZM216 227H218V225H216ZM77 228H78V227H77ZM105 228H106V227H105ZM112 228H113V229H112ZM189 228H192V227L190 226ZM189 228H186V227H185V229H183V231H186V232L184 233V236H185V234L188 235L187 232L189 231ZM193 228H192L191 232H192V231L194 232V230L196 229V228H195V229H193ZM203 228H204V227H203ZM211 228H212V227H211ZM211 228H210V230H211ZM81 229H84V228H81ZM99 229H100V228H99ZM99 229L96 228V230H99ZM111 229H112V230H111ZM149 229H150V227H149ZM160 229H161V227H160ZM186 229H187V230H186ZM199 229H201V228H199ZM212 229H213V228H212ZM254 229H255V227H254ZM87 230H88V228H87ZM100 230H101V229H100ZM104 230H105V229H104ZM140 230H141V231H140ZM145 230H146V229H145ZM158 230H159V229H158ZM161 230H162V229H161ZM215 230H216V229H215ZM219 230H220V228H218V230L216 231V233H218ZM221 230H222V228H221ZM221 230H220V231H221ZM41 231H43V230H41ZM181 231H182V230H181ZM183 231H182V232H183ZM204 231H205V230L203 229V231L201 230L200 232H203V234H205L206 232L204 233ZM208 231H209V229H208ZM211 231H212V230H211ZM260 231H261V232H260ZM82 232H83V230H82ZM99 232H100V231H99ZM151 232H152V231H151V229H150V233H151ZM159 232L162 233V234L160 233V234L162 235V237H165V236H163L164 231L162 232V231L159 230ZM182 232H181L180 234H182ZM193 232L191 233V234H193V237H196L197 239H200L198 236L201 235L202 233L199 232V235H198V233H193ZM196 232H197V231H196ZM222 232H223V230H222ZM256 232H255V233H254V231L251 232V233H252L251 235H253V237H255L254 234H256ZM83 233H84V232H83ZM86 233H87V232H86ZM86 233H85V234H86ZM129 233H130V232H129ZM155 233L158 234V232H155ZM188 233H190V231H189ZM207 233L210 234V231L207 232ZM207 233H206V234H207ZM100 234H101V236L99 235V237H100V239H102V240L105 239V242H104V244H105L106 241H107L108 239H107V238H104V239L102 238L103 236H106L105 233H103V231L100 232ZM152 234H154V232H153ZM152 234H151V235H152ZM157 234H156V235H157ZM191 234H189V235H191ZM195 234H196L197 236H195ZM203 234H202L203 238H204V237H207V238L209 239V237L207 236V235H209V234H207V235H206V234L203 235ZM211 234L213 235L214 232L211 233ZM211 234H210V236H211ZM222 234H223V233H222ZM222 234H220V235H222ZM86 235H88V234H86ZM102 235H103V236H102ZM126 235H127V234H126ZM126 235L124 234L125 237H126ZM189 235H188V236H189ZM90 236H91V235H90ZM94 236H95V235H94ZM96 236L98 237L97 234H96ZM153 236H154V235H152V237H148V236H146L145 239H147V238H148V240H149V238L153 239V241H152V242H149V243H154V244L162 243V242L156 240V238H158V237L154 236V238H155V239H154ZM213 236H214V235H213ZM213 236H212V237H213ZM222 236H224V234H223ZM41 237H42V236H40V238H41ZM45 237H46V236H45ZM45 237H44V236L42 237V238H44V242H45L48 238L53 239V237H52V236L49 237V235L47 236L48 238L46 237V240H45ZM55 237H56V236H55ZM140 237H141V236H140ZM174 237H175V236H174ZM214 237L216 238V236H214ZM214 237H213V238H214ZM218 237L222 238L221 236H217V238H218ZM257 237H258V233L256 234V237H255V238H257ZM42 238H41V240H42ZM56 238H57V237H56ZM131 238H132V237H131ZM131 238H130V239H131ZM136 238H139V236L136 237ZM141 238H142V237H141ZM141 238H139V240H141L142 243H143L145 239L142 238V239H143V240H142ZM215 238H214V239H215ZM217 238H216V239H217ZM220 238H218L217 240H219ZM225 238H226V237H225ZM51 239H50V240H51ZM58 239H59V238H57V241H58V243H59V240H60V239H59V240H58ZM100 239H99V240H100ZM106 239H107V240H106ZM110 239H111V238H110ZM126 239H127V241L129 242V240H128V236H127ZM151 239H150V240H151ZM158 239H159V238H158ZM172 239H174V238L172 237ZM176 239H177V240H176ZM178 239H179V240H178ZM180 239H181V240H180ZM201 239H202V238H201ZM201 239H200V241H203L204 243H208V242H210V241L213 240V239L210 240L211 238L209 239L210 241H209V240H206V239H203V240H201ZM252 239H253V242H252L253 245H254V244H259V243H257L256 241L260 242V244L264 242V240H263V239H260L259 237L257 238L258 240H257V239H254V238H252ZM50 240L48 239L49 242H50ZM96 240H97V239H96ZM111 240H112V239H111ZM131 240H133V238H132ZM148 240H146V241H148ZM155 240H156L158 243H156ZM159 240H160V239H159ZM175 240H176L177 242H180V241H181L180 244H179V243H176V242L173 243V241H175ZM191 240H192V238H191L190 240H189V239L186 240V243H185V240H184V242H182V241H183L182 238H175L171 243L174 244L173 247H175L176 245H177V246H181V244H182L181 249H182V251H185L184 248H183L184 246H185V247H186V246H192V247H190V248H193V249H194L193 244H195V242H194V240H193V242H194V243H193ZM217 240H214V241L216 242ZM259 240H260V241H259ZM48 241H47L46 243H47L48 246H49ZM55 241H56V240H55ZM57 241H56V242H57ZM75 241H76V240H75ZM75 241H74V242H75ZM97 241H98V240H97ZM109 241H110V240H109ZM113 241H114V240H112V242H111L110 245H112V243H113L114 245H119V244H118L119 242H118L117 240H115V243H116V241H117V244H115ZM136 241H137V240H136ZM136 241L134 240V243H135ZM141 241H139V242L137 241V242L140 243ZM162 241H164V239H163ZM198 241H199V240H198ZM200 241H199V242H200ZM205 241H206V242H205ZM214 241H213V242H210V244H211V243H215ZM222 241H223V240H220V241L218 242V245L221 244ZM226 241H227V240L225 239V242H226ZM249 241H250V240H249ZM251 241H252V240H251ZM254 241H255V243H254ZM76 242H77V241H76ZM99 242H101V240H100ZM128 242H127L126 244H128ZM130 242H131V241H130ZM137 242H136V243H137ZM187 242H189V244H188ZM191 242H192V244H191ZM225 242H224V243H225ZM46 243H45V244H46ZM52 243H53V242H52ZM54 243H55V242H54ZM79 243H80V242H79ZM79 243H78V244H79ZM97 243H98V242H97ZM136 243H135V244H136ZM145 243H146V242H145ZM145 243H143V245H144ZM149 243H148V244H149ZM175 243H176V245H175ZM224 243H222V244H224ZM226 243H227V242H226ZM226 243H225V244H226ZM59 244L62 245L61 243H59ZM131 244H132V242H131ZM140 244H141V243H140ZM154 244H153V246H154L155 251L157 250V252H159L161 249H160V248H158V249L155 248V245H154ZM173 244H172V245H173ZM185 244H186V245H185ZM187 244H188V245H187ZM190 244H191V245H190ZM216 244H217V243H215L214 245H216ZM222 244H221V247H222ZM225 244H224V245H225ZM52 245H53V244H52ZM52 245H51V247H52ZM54 245H56V244H54ZM108 245H109V244H108ZM145 245H146V249H148V245H147V244H145ZM145 245H144V246H145ZM183 245H184V246H183ZM205 245H207L208 247L210 246V248H208V249H212L211 247H213L212 245L204 244V246H205ZM261 245H262V244H261ZM263 245H264V243H263ZM56 246L58 247L59 245H56ZM78 246H79V245H78ZM102 246H103V245H102ZM102 246H101V247H102ZM120 246H121V245H120ZM131 246H132V245H131ZM134 246H136V245H134ZM150 246H151V245H150ZM150 246H149V249L153 248V247L150 248ZM207 246H206V247H207ZM226 246H227V244L225 245V247H226ZM254 246L257 247V245H254ZM54 247H55V246H54ZM59 247L61 248L62 246H59ZM80 247H81V246H80ZM129 247H130V246H129ZM129 247L126 245V246H124V249H123V247L121 248L122 250H125V248H126V249H127V250H125L126 252H125V251H122V250H121V251H122V252H121V251L119 250V252L122 253L123 256H124V258H122L123 260L125 259V256H126V261L131 260V257H132V259H133V257H134L135 255H136V256L134 257V259H135L136 257H140V256H138V254H136V252H135V251H137V248L135 249V247H133L135 250L132 249V248H130V249H131V250H130ZM158 247H160V246H158ZM221 247H220V249H221ZM73 248H74V247H73ZM144 248H145V247H144ZM188 248H189V247H188ZM190 248H189V249H190ZM198 248H199V250H200V246H199V245H197L196 252H194L195 250H191V251H193L195 254H197V252L199 253V251H197ZM213 248H214V247H213ZM226 248H227V247H226ZM53 249H54V248H53ZM69 249H70V248H69ZM81 249H82V248H81ZM111 249H112V248H111ZM149 249H148V250H149ZM171 249H172V246H171ZM175 249H176V248H175ZM263 249H264V248H263ZM55 250H56V247H55ZM55 250L53 251L52 248H50L49 251H53L52 253L50 252L51 255H53V253H54L53 256L57 258V257L59 256V254H60V256L63 257L64 254L67 253V251H66V253L63 254V250H68V249H67L66 247H62V248H61L62 251H61V250L58 251L59 249L57 248L56 251H57L59 254H57V252H55ZM70 250H71V249H70ZM70 250H68V251H70ZM129 250H130L131 252H130ZM133 250H134V253H135V254L133 253ZM148 250H144V249H143V251H144L145 253H146V251H148ZM152 250H153V249H152ZM176 250H178V249H176ZM187 250H188V249H187ZM187 250H186V251H187ZM203 250H204V249L202 248L201 251H200V253H203L202 255H204V256L200 255V253H199V254H197V257H198V258H199L200 256H201V257H205V256L207 255ZM216 250H217V251H216ZM216 250H215V249L213 250V252L216 251V252H214V253H213L212 250H211V251H210V254L207 255L205 258H206L207 260H208V259H211V258H209V257H212V258H213V256H215V253L218 252V249H216ZM72 251H73V250H72ZM72 251H71V253H72ZM90 251H91V250H90ZM127 251H128V252H127ZM178 251H181V250L179 249ZM182 251H181V252H182ZM191 251H189V252H191ZM202 251H203V252H202ZM224 251H225V250H224ZM224 251H223V252H224ZM255 251H256V250H255ZM129 252H130V254H129ZM150 252H151V250H150ZM153 252H154V251H153ZM153 252H152V253H153ZM167 252H168V250H167ZM169 252H173V253H175L174 249H172V251L170 250ZM169 252H168V253H169ZM223 252H221V253L218 252V253H219V254H223ZM257 252H258V255H257V256H259V254H261V255L263 256V254H264V253L262 254V252H260V250H257ZM263 252H264V251H263ZM50 253L48 252V255H49ZM55 253H56V254H55ZM69 253H70V252H69ZM93 253H94V252H93ZM97 253H99V252L96 251L95 254L97 255ZM155 253H156V252H155ZM173 253H171V254L173 255ZM191 253H192V252H191ZM218 253H217V254H218ZM224 253H225V252H224ZM226 253H227V250H226ZM124 254H125V255H124ZM128 254H129V255H128ZM131 254H132L133 256H132ZM176 254H177V253H175V255H173L172 259L174 258V256L177 257V255H178V258L181 256V255H179V253H178L177 255H176ZM189 254H190V253H189ZM211 254H212V256H211ZM56 255H57V256H56ZM146 255H148V253H146ZM223 255H224V254H223ZM60 256H59V257H60ZM66 256H67V255H66ZM66 256H65V259L67 258L66 260H68L69 258L66 257ZM97 256H99V254H98ZM97 256H96V257H97ZM129 256H131V257L129 258ZM189 256H190V255H189ZM208 256H209V257H208ZM216 256H217V255H216ZM242 256H243V254H242ZM59 257L57 258L58 261H59V260L62 261L61 263L63 264V260H65L64 257H63V260L61 259L62 257H61L60 259H59ZM201 257H200V258H201ZM219 257H220L221 259L217 257L218 260H217V259L215 260V257H214V258H213L214 262H210V264H211V263H215V262H217L216 264H221V263L223 262V261H222V256L219 255ZM260 257H261V256H260ZM260 257H259V259H261V260L264 261V259H262V258H264V256L261 257V258H260ZM97 258L100 259V258H101V254H100V256L97 257ZM127 258H129V259H127ZM195 258H196V256H195ZM200 258H199V261L201 262V261L203 260V261L201 262V263H203V262L205 261L204 258H203V259H200ZM242 258L244 259V258H246V257H242ZM57 259H56V260H57ZM134 259H133V260H134ZM136 259H137V261L139 260L138 258H136ZM136 259H135V260H136ZM169 259L171 260V258H169ZM174 259H175V258H174ZM191 259H192V258H191ZM79 260H80V259H79ZM88 260H89V258H88ZM135 260H134V261H135ZM196 260H198V259L196 258ZM207 260H206V261H207ZM213 260L211 259V260H208V261H213ZM219 260H221L222 262H221V263H220V262L218 263ZM223 260H224V259H223ZM75 261H76V262H75ZM80 261H82V260H80ZM84 261H87V259H84ZM137 261H135V262H137ZM140 261H141V260H140ZM206 261H205V264L208 262V261H207V262H206ZM236 261H237V260H236ZM240 261H242V259L239 260V263H240V264H242L243 262H244L243 264H245V262H247L246 259H245V261L243 260L242 263H241ZM64 262H66V261H64ZM67 262H68V263H67ZM67 262H66L65 264H69V261H67ZM70 262H71V264H72L73 262H74L75 264H78V263H79V262L77 263V260H75V259H74V261H70ZM196 262H197V261H196ZM200 262H199V263L197 262V263L200 264ZM74 263H73V264H74ZM81 263H83V261H82ZM84 263H87V262H84ZM197 263H196V264H197ZM239 263H238V264H239ZM79 264H80V263H79ZM184 264H186V263H184ZM208 264H209V263H208ZM246 264H247V263H246Z\"/></svg>",
    "mask_w": 264,
    "mask_h": 264
}]
</instances>
